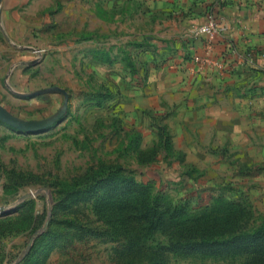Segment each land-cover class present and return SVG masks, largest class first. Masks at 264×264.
<instances>
[{
  "label": "rangeland",
  "instance_id": "1",
  "mask_svg": "<svg viewBox=\"0 0 264 264\" xmlns=\"http://www.w3.org/2000/svg\"><path fill=\"white\" fill-rule=\"evenodd\" d=\"M183 7L0 0V107L40 127L0 121V264H150L105 214V197L139 189L191 208L224 198L264 226V69L178 70L164 49L201 37Z\"/></svg>",
  "mask_w": 264,
  "mask_h": 264
},
{
  "label": "trees",
  "instance_id": "2",
  "mask_svg": "<svg viewBox=\"0 0 264 264\" xmlns=\"http://www.w3.org/2000/svg\"><path fill=\"white\" fill-rule=\"evenodd\" d=\"M223 6L219 2L220 9ZM104 199L111 203L105 213L114 225L111 233L134 245L136 253L146 252L150 264H171L173 257L196 264H264V226L250 229L234 202L218 198L203 208H191L143 189ZM132 221L140 226L131 233Z\"/></svg>",
  "mask_w": 264,
  "mask_h": 264
},
{
  "label": "crops",
  "instance_id": "3",
  "mask_svg": "<svg viewBox=\"0 0 264 264\" xmlns=\"http://www.w3.org/2000/svg\"><path fill=\"white\" fill-rule=\"evenodd\" d=\"M172 2L176 6H184L185 15L190 18L191 23L197 26L207 22V10L210 6H214L218 19L230 27L226 36L218 38L214 42L213 50L210 53L212 59L223 63V67L218 68V70L215 69L216 67L207 66L208 68L196 70L197 72L217 73V71H224L221 73L222 75L239 76L246 73L250 74L257 68L264 69V0H172ZM219 2L224 4L221 9ZM6 5H9L8 1ZM5 17L6 22H9V16ZM9 30L17 33L16 40L18 43H30L27 41V38L30 39L29 32H20L22 29L10 25ZM174 37L175 41L170 42V45L164 50L175 48L176 57L174 54L171 60L178 70L193 75V68L197 67L194 65V60L191 62L190 58H187V54L194 56L193 59L196 56H205L208 45L207 39L201 36L179 42L182 36L176 35ZM197 74L196 76H198Z\"/></svg>",
  "mask_w": 264,
  "mask_h": 264
},
{
  "label": "built area",
  "instance_id": "4",
  "mask_svg": "<svg viewBox=\"0 0 264 264\" xmlns=\"http://www.w3.org/2000/svg\"><path fill=\"white\" fill-rule=\"evenodd\" d=\"M229 30L230 27L226 23L218 19L215 11L208 13L207 22L201 25L198 29V35L206 37L208 42L206 54L203 57L196 56L193 59L194 63L202 65L204 67L213 66L221 69L223 67V63L218 60L212 59L210 53L213 50L214 42L218 38L226 36Z\"/></svg>",
  "mask_w": 264,
  "mask_h": 264
},
{
  "label": "water",
  "instance_id": "5",
  "mask_svg": "<svg viewBox=\"0 0 264 264\" xmlns=\"http://www.w3.org/2000/svg\"><path fill=\"white\" fill-rule=\"evenodd\" d=\"M0 121L6 123L7 125L18 129L20 131L23 132H33L38 130L40 127H35V126H29L21 121H19L17 118L13 117L12 115H10L9 113H7L4 109H2L0 107ZM29 195L26 196V198H28ZM0 214H1V208H0ZM48 223L45 227V229L47 228ZM34 242V238L31 240L30 244L28 245V250L31 248L32 244Z\"/></svg>",
  "mask_w": 264,
  "mask_h": 264
}]
</instances>
